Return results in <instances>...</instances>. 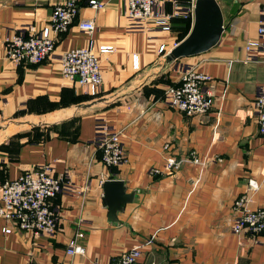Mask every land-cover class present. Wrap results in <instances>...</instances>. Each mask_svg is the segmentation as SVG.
Here are the masks:
<instances>
[{"label":"crops","instance_id":"crops-1","mask_svg":"<svg viewBox=\"0 0 264 264\" xmlns=\"http://www.w3.org/2000/svg\"><path fill=\"white\" fill-rule=\"evenodd\" d=\"M63 1L0 0V184L25 168L49 164L69 186L49 200L58 219L49 236L0 217V264H108L132 247L141 250L140 264H264V232L231 231L235 198L247 194L250 208L264 207V137L253 104L264 66L259 51L249 56L245 50L246 41L257 37L263 0H229L221 8L225 29L217 44L171 62L157 50L181 40L176 31L132 28L122 0H102L99 10L77 0L72 23L54 33L48 58L10 62L4 38L29 25L42 29ZM87 19L95 24L91 34L78 27ZM89 40L95 48L114 47L99 55L98 90L60 71V54ZM181 65L210 77L203 90L214 103L203 116H185L164 101L165 87L178 84ZM99 120L121 131L126 163L108 167L100 160L93 141ZM192 150L206 162L192 163ZM167 158L179 161L178 169L150 172ZM108 179L121 180L124 192L133 194L114 215L103 201ZM249 179L257 190H247ZM79 230L84 252L69 254L67 244Z\"/></svg>","mask_w":264,"mask_h":264},{"label":"built area","instance_id":"built-area-1","mask_svg":"<svg viewBox=\"0 0 264 264\" xmlns=\"http://www.w3.org/2000/svg\"><path fill=\"white\" fill-rule=\"evenodd\" d=\"M218 1V0H217ZM123 14L134 29L168 30L175 18L193 20L195 0H122ZM166 2L169 8H166ZM219 3V2H218ZM94 9L104 6L102 0H88ZM78 4L77 0H64L54 5L49 24L37 30L32 25L19 28L3 40L4 56L13 64H37L48 58L54 48V33L65 31L72 23ZM260 19L257 25V37L247 40L245 50L249 53L259 51L260 62L264 66V0L260 4ZM78 27L91 34L95 28L93 20H82ZM180 41V40H179ZM178 41V42H179ZM161 43L158 52L167 55L172 47ZM112 45L94 47L93 41L80 48H70L60 54V71L63 77L88 86L93 90L101 87L102 76L99 55L113 51ZM134 58V65H136ZM178 84L168 85L164 89V101L170 107L182 112L185 116H203L213 106V97L203 90V85L210 77L205 72L180 66ZM259 133L264 137V81L258 86L254 101ZM94 143L100 152V160L108 167H117L127 162V153L121 143V131L109 127L104 121H97L94 130ZM167 148V145L164 146ZM188 159L202 165L206 162L195 151H190ZM179 161L167 158L162 169L150 168L152 174L172 173L178 169ZM258 188L256 180L247 181V190ZM69 191V186L56 177L49 164H40L25 168L16 178L0 184V217L9 226L28 232L32 235H51L56 229L57 216L50 208L49 200L58 192ZM250 197L247 194L235 198L233 209L237 215L231 222V231L235 235H250L264 232V207H249ZM84 236L77 231L67 244V253H83L84 248L77 239ZM141 250L132 247L112 257L108 264H140Z\"/></svg>","mask_w":264,"mask_h":264},{"label":"water","instance_id":"water-1","mask_svg":"<svg viewBox=\"0 0 264 264\" xmlns=\"http://www.w3.org/2000/svg\"><path fill=\"white\" fill-rule=\"evenodd\" d=\"M225 29L223 13L217 0H195L193 20L188 33L171 48L165 59L168 62L196 55L212 48ZM103 201L111 215L129 202L133 194L124 192L121 180L108 179L102 183Z\"/></svg>","mask_w":264,"mask_h":264},{"label":"trees","instance_id":"trees-1","mask_svg":"<svg viewBox=\"0 0 264 264\" xmlns=\"http://www.w3.org/2000/svg\"><path fill=\"white\" fill-rule=\"evenodd\" d=\"M190 25L191 23H190V20L188 19L175 18L172 21L170 30L176 31L179 39H182L188 33L190 29Z\"/></svg>","mask_w":264,"mask_h":264},{"label":"rangeland","instance_id":"rangeland-1","mask_svg":"<svg viewBox=\"0 0 264 264\" xmlns=\"http://www.w3.org/2000/svg\"><path fill=\"white\" fill-rule=\"evenodd\" d=\"M229 0H218L219 4H220V7L225 10L226 9V3L228 2Z\"/></svg>","mask_w":264,"mask_h":264}]
</instances>
